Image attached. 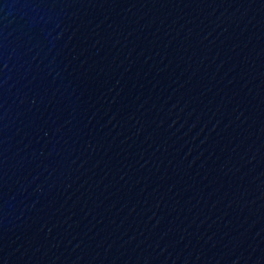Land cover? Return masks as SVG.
<instances>
[{
  "label": "water",
  "instance_id": "water-1",
  "mask_svg": "<svg viewBox=\"0 0 264 264\" xmlns=\"http://www.w3.org/2000/svg\"><path fill=\"white\" fill-rule=\"evenodd\" d=\"M0 264H264V0H0Z\"/></svg>",
  "mask_w": 264,
  "mask_h": 264
}]
</instances>
